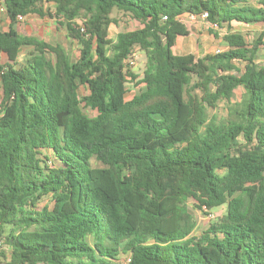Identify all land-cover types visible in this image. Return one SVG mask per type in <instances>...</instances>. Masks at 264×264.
Here are the masks:
<instances>
[{"label":"trees","instance_id":"obj_1","mask_svg":"<svg viewBox=\"0 0 264 264\" xmlns=\"http://www.w3.org/2000/svg\"><path fill=\"white\" fill-rule=\"evenodd\" d=\"M256 1L2 0L11 22L45 16L39 3H54L80 49L72 60L59 44L0 28L7 264H121L122 254L130 264H264L263 35L248 42L228 32V49L202 56L173 49L189 34L182 15L207 12L218 27L264 21V0ZM114 9L141 26L110 37ZM25 45L33 52L21 62ZM136 47L146 57L141 78L126 64ZM130 82L143 87L127 97ZM220 101L225 120L208 113ZM48 195L52 207H40ZM190 198L226 212L195 235Z\"/></svg>","mask_w":264,"mask_h":264},{"label":"rangeland","instance_id":"obj_2","mask_svg":"<svg viewBox=\"0 0 264 264\" xmlns=\"http://www.w3.org/2000/svg\"><path fill=\"white\" fill-rule=\"evenodd\" d=\"M39 5L45 11V16H41L37 13H30L28 14V16H24V19L13 22L15 27L23 34L43 39L52 44H59L67 51V54L72 60H76L80 54L79 44L77 43V41L69 39L67 37L66 29L64 27L59 26L58 17L54 15V3L44 2L39 3ZM49 12L53 14V17L49 15ZM111 16L115 19V21L111 24L109 28L110 37L115 38L117 34L121 31L133 30L141 26V24L137 20L133 19L128 14L118 9H114L111 13ZM181 19L187 25L189 29V34L178 38L173 48L176 54L194 53L196 54V56H200L205 53L211 52L214 45H219L222 49L223 44L226 42V40L224 39V35L228 32H234L231 31V28L233 27V25L231 24H226L224 25L225 29H221L219 27L211 25V23L207 19H203L201 17H191L188 15H182ZM77 20L79 23L83 21L82 18H78ZM9 23L10 19L8 18L7 12L2 6V1L0 0V27L2 28V30H8ZM54 23L56 24V26L54 25ZM211 27H214V29L218 33L217 36L210 31ZM246 39L248 42H253L254 40L252 37L249 36H247ZM134 50L137 54V59L135 60V64L132 69L139 75L138 78H141L145 67L146 57L145 53L139 47H136ZM32 52V46H23L19 55V61L23 62L27 57L31 55ZM48 57H50L53 61H55L56 59V56L54 54H48ZM257 60L261 63L260 56L257 57ZM7 61V54L1 51L0 49V63H6ZM236 64L240 69L244 68L243 62L237 61ZM142 87L143 83H128L127 97L140 91L139 89H141ZM88 92V89L84 85L80 86L79 93L81 96L86 95ZM243 94L244 88H237L235 90V94L233 96L232 101H240L243 97ZM1 98L2 89L0 87V102ZM83 104V110L88 115H96L95 110L88 107H84ZM227 108L228 103H226L225 101H220L216 108H208L209 116H216L218 120H225L229 117ZM44 153L48 152L44 150ZM92 163L94 166H102V163H100L96 159H93ZM39 205L40 207L48 205L51 208L53 205L51 196H45L41 200ZM186 205L188 212L192 216V220L194 222L193 234L195 235H199L202 231L207 229L210 223L216 221L221 215L226 212L227 209L226 205H222L209 210L207 206H201L200 203L194 198L188 199L186 201ZM10 258V248H8L5 243H2V246L0 247V262H2V264H7V262L10 261ZM121 264H129V262L127 261V254L121 255Z\"/></svg>","mask_w":264,"mask_h":264},{"label":"crops","instance_id":"obj_3","mask_svg":"<svg viewBox=\"0 0 264 264\" xmlns=\"http://www.w3.org/2000/svg\"><path fill=\"white\" fill-rule=\"evenodd\" d=\"M251 3L254 4V5H257V1L256 0H251ZM7 16H8V14H7ZM8 18H9V16H8ZM54 25L56 26L55 23H54ZM231 25H233V27L231 28V31L240 32L245 37L249 36V37H252L254 40L263 35V40H264V21H259V22H254V23H245V22L234 21V22H232ZM11 26H13L14 28H16L15 25H14V23L11 22V20H10L8 30L10 29ZM215 27H218V26H215ZM211 28H214V27H211ZM219 28L225 29L224 25L222 27H219ZM8 30H3V31H8ZM16 30L20 34H23L17 28H16ZM23 35H27V34H23ZM184 36H186V35H184ZM180 37H183V36H181V35L178 36V38H180ZM178 38H177V40H178ZM228 48H229V45H228V43L225 42L223 44V48L222 49L220 48L219 45H216V46L214 45L213 48H212V51L211 52H208V53H214V52H217V51L226 50ZM185 54H187V53H185ZM205 54H207V53H205ZM200 56H202V55H200ZM258 56L261 57V63H260V61L258 62V60H257V62L259 64H264V42L259 46ZM239 88H242V87H239Z\"/></svg>","mask_w":264,"mask_h":264},{"label":"built area","instance_id":"obj_4","mask_svg":"<svg viewBox=\"0 0 264 264\" xmlns=\"http://www.w3.org/2000/svg\"><path fill=\"white\" fill-rule=\"evenodd\" d=\"M2 1V0H1ZM207 16H208V13L207 12H205V13H203L201 16H196V15H191V17H201V18H203V19H207ZM22 19H24V16L23 15H19L18 16V20H22ZM215 26H217V25H215ZM218 52V51H217ZM137 59V54H136V52H135V50L129 55V57L127 58V60H126V64L128 65V66H130V67H133L134 66V64H135V60ZM127 261L129 262V264H130V261H131V258H130V256L129 255H127Z\"/></svg>","mask_w":264,"mask_h":264}]
</instances>
